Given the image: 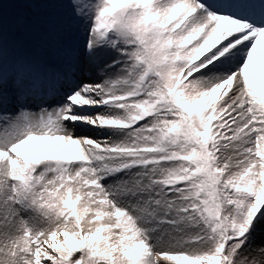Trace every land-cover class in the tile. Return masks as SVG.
Instances as JSON below:
<instances>
[{"label": "snow or ice", "instance_id": "1", "mask_svg": "<svg viewBox=\"0 0 264 264\" xmlns=\"http://www.w3.org/2000/svg\"><path fill=\"white\" fill-rule=\"evenodd\" d=\"M13 2L0 264H264V0Z\"/></svg>", "mask_w": 264, "mask_h": 264}, {"label": "rangeland", "instance_id": "2", "mask_svg": "<svg viewBox=\"0 0 264 264\" xmlns=\"http://www.w3.org/2000/svg\"><path fill=\"white\" fill-rule=\"evenodd\" d=\"M24 11H27V9L23 8L21 5L15 2H12L8 5H4V12L9 17ZM254 236L256 245H264V221L257 224Z\"/></svg>", "mask_w": 264, "mask_h": 264}, {"label": "bare ground", "instance_id": "3", "mask_svg": "<svg viewBox=\"0 0 264 264\" xmlns=\"http://www.w3.org/2000/svg\"><path fill=\"white\" fill-rule=\"evenodd\" d=\"M78 131V134H90V135H93L95 136L96 135V132L95 130L89 128V127H86V126H81L77 129Z\"/></svg>", "mask_w": 264, "mask_h": 264}, {"label": "water", "instance_id": "4", "mask_svg": "<svg viewBox=\"0 0 264 264\" xmlns=\"http://www.w3.org/2000/svg\"><path fill=\"white\" fill-rule=\"evenodd\" d=\"M10 1H12V0H5V2H10Z\"/></svg>", "mask_w": 264, "mask_h": 264}]
</instances>
